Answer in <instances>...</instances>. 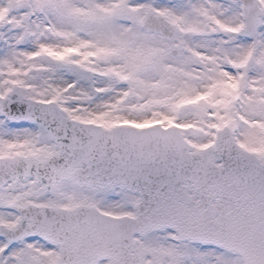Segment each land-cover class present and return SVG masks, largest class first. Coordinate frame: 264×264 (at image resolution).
I'll return each instance as SVG.
<instances>
[{"label":"snow or ice","instance_id":"snow-or-ice-1","mask_svg":"<svg viewBox=\"0 0 264 264\" xmlns=\"http://www.w3.org/2000/svg\"><path fill=\"white\" fill-rule=\"evenodd\" d=\"M0 264H264V0H0Z\"/></svg>","mask_w":264,"mask_h":264}]
</instances>
